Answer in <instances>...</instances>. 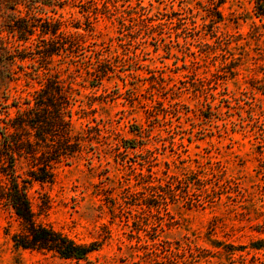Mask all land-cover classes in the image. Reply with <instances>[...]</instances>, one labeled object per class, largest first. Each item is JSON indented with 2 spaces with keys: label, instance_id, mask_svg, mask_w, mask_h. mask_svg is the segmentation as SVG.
<instances>
[{
  "label": "rangeland",
  "instance_id": "rangeland-1",
  "mask_svg": "<svg viewBox=\"0 0 264 264\" xmlns=\"http://www.w3.org/2000/svg\"><path fill=\"white\" fill-rule=\"evenodd\" d=\"M161 1L144 0L161 20L140 30L65 7L56 14L68 50L50 61L40 38L28 41L33 59L10 93L31 99L58 76L80 147L51 161V182L31 179L41 161L22 157L19 180L37 222L96 249L78 261L17 248L21 224L0 205V264L264 260L252 249L264 243V18L252 0ZM32 69L35 79L24 75ZM176 181L174 200L153 197Z\"/></svg>",
  "mask_w": 264,
  "mask_h": 264
},
{
  "label": "trees",
  "instance_id": "trees-1",
  "mask_svg": "<svg viewBox=\"0 0 264 264\" xmlns=\"http://www.w3.org/2000/svg\"><path fill=\"white\" fill-rule=\"evenodd\" d=\"M252 4L255 16L264 18V0H252ZM69 6L80 7L94 16L119 14L121 28L126 24L135 30H140V25L152 29L159 23L153 18L156 15L151 13L152 4L144 5V0H0V91L3 93L0 98V205L9 209L21 224L20 232L11 236L15 247L52 252L62 259L81 261L96 249L95 245L78 244L60 230L37 222L27 195L28 180H19L17 173V163L22 157L33 162L40 160L35 165L41 166L30 177L35 181L51 182V161L78 152V140L70 143L73 98L58 76L41 82L39 90L28 94L31 99L12 95L9 89L10 84L20 79L24 60L27 57L33 59L32 46L28 44L33 36L43 42L44 49L37 50L43 60L50 61L53 55L68 50L65 45L71 36L62 29L61 16L56 13ZM24 75L35 79L36 70ZM52 138L58 139L56 145ZM48 141L54 144H47ZM132 148L134 145H126L125 150ZM179 183L155 185L153 197L160 196V200L169 194L174 200ZM159 191L163 195L158 194ZM259 227L257 231L263 233L264 225ZM252 249L262 252L264 243L254 244ZM251 264H264V260L253 255Z\"/></svg>",
  "mask_w": 264,
  "mask_h": 264
}]
</instances>
